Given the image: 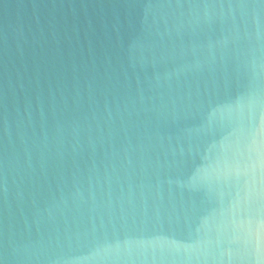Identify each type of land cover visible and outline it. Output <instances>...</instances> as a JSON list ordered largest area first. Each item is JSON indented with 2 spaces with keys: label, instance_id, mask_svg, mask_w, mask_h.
I'll return each instance as SVG.
<instances>
[{
  "label": "water",
  "instance_id": "95a60500",
  "mask_svg": "<svg viewBox=\"0 0 264 264\" xmlns=\"http://www.w3.org/2000/svg\"><path fill=\"white\" fill-rule=\"evenodd\" d=\"M0 264H264V0H0Z\"/></svg>",
  "mask_w": 264,
  "mask_h": 264
}]
</instances>
